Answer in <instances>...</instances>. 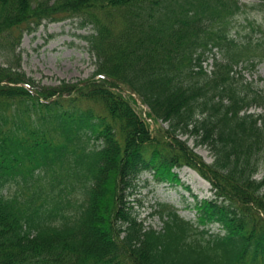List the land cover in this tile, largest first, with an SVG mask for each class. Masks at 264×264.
<instances>
[{
    "label": "trees",
    "instance_id": "1",
    "mask_svg": "<svg viewBox=\"0 0 264 264\" xmlns=\"http://www.w3.org/2000/svg\"><path fill=\"white\" fill-rule=\"evenodd\" d=\"M247 7L261 35L234 37ZM69 18L96 70L36 84L22 34ZM0 52V264H264V90L234 69L264 59V0H0ZM185 166L212 197L146 226L126 190Z\"/></svg>",
    "mask_w": 264,
    "mask_h": 264
},
{
    "label": "rangeland",
    "instance_id": "2",
    "mask_svg": "<svg viewBox=\"0 0 264 264\" xmlns=\"http://www.w3.org/2000/svg\"><path fill=\"white\" fill-rule=\"evenodd\" d=\"M240 1L247 3L248 6L256 2V0ZM245 12L237 18L234 37L245 34L259 37L261 33L257 27L255 26L251 31L248 21L245 20L247 17L249 21H258L256 22L258 24L259 14L250 7H247ZM89 33V28H80L77 18L57 22L43 21L35 31H24L17 48V53L21 55V70L41 86H55L62 81L78 83L88 79L96 70L94 54L88 50V44L83 39V36ZM2 55L0 52V63L4 61ZM216 56L220 57V53ZM204 67L211 70L212 59H208ZM234 69L237 77H242L244 81L251 82L257 89L264 90V59L253 68H245L244 64H239ZM133 106L138 112L145 109L139 101ZM260 110L259 107L251 108L252 112ZM160 126L165 127V123L160 122ZM182 139L185 140L186 137ZM187 143L205 161L211 162V154L206 148L196 146L192 139H188ZM174 172L177 174L178 182H166L153 177V174L148 171L142 172L126 190L127 205L132 206L146 226H152L158 230L161 228L162 222L154 211L162 203L173 205L182 217L193 221L196 217L195 203L212 196L210 183L195 170L183 167L175 169ZM260 176L259 174L257 178ZM6 191L7 189L2 192L6 193ZM212 230H216V226Z\"/></svg>",
    "mask_w": 264,
    "mask_h": 264
}]
</instances>
